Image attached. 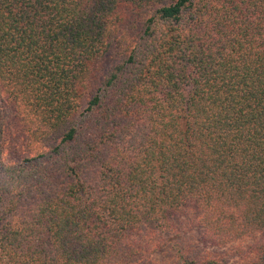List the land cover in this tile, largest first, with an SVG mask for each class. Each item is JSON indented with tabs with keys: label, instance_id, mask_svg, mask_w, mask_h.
<instances>
[{
	"label": "trees",
	"instance_id": "16d2710c",
	"mask_svg": "<svg viewBox=\"0 0 264 264\" xmlns=\"http://www.w3.org/2000/svg\"><path fill=\"white\" fill-rule=\"evenodd\" d=\"M0 99V264H264V0H0Z\"/></svg>",
	"mask_w": 264,
	"mask_h": 264
},
{
	"label": "rangeland",
	"instance_id": "374dc122",
	"mask_svg": "<svg viewBox=\"0 0 264 264\" xmlns=\"http://www.w3.org/2000/svg\"><path fill=\"white\" fill-rule=\"evenodd\" d=\"M115 61L101 63V77L106 76L113 68ZM0 124L3 129L0 132V180L3 172L1 166L12 162H19L24 156L22 144L23 135H19V127L15 124L12 112L7 103L0 99ZM176 232L166 233L159 236L161 247L154 254L156 264H180L178 251L187 255L203 257L210 254V257L217 259L218 264H239V254L234 246L227 248H207L202 244V231L190 225L186 209L176 218ZM259 240H264V236ZM235 247H238L235 245Z\"/></svg>",
	"mask_w": 264,
	"mask_h": 264
}]
</instances>
